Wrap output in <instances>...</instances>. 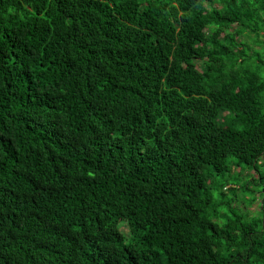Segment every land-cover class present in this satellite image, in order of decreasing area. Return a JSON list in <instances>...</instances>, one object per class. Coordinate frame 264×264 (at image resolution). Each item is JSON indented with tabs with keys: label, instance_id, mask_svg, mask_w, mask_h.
<instances>
[{
	"label": "trees",
	"instance_id": "trees-1",
	"mask_svg": "<svg viewBox=\"0 0 264 264\" xmlns=\"http://www.w3.org/2000/svg\"><path fill=\"white\" fill-rule=\"evenodd\" d=\"M263 32L264 0H0V264H264Z\"/></svg>",
	"mask_w": 264,
	"mask_h": 264
},
{
	"label": "clouds",
	"instance_id": "clouds-1",
	"mask_svg": "<svg viewBox=\"0 0 264 264\" xmlns=\"http://www.w3.org/2000/svg\"><path fill=\"white\" fill-rule=\"evenodd\" d=\"M241 29H242V28H241L239 25L236 26V31H240ZM262 34H263V36L260 37L261 40L264 39V32H263ZM253 38H257V37H255V36H248V35H246L245 33L243 34L242 37H240V36L237 34L236 39H235V41H234V42H236V44H237V47H235V50H237V49H239V48H243V47L241 46V44H242L243 42H246L248 39L252 40ZM257 40H258V43L261 42L258 38H257ZM258 43L254 42L253 40L251 41V46L246 48V49H248L249 54H251V55H255L256 51L263 52V50H262V45H261L260 43H259V44H258ZM248 144H249V143H248ZM249 145H250V144H249ZM263 156H264V155H263ZM263 156H262V157H263ZM263 159H264V158H263Z\"/></svg>",
	"mask_w": 264,
	"mask_h": 264
},
{
	"label": "rangeland",
	"instance_id": "rangeland-1",
	"mask_svg": "<svg viewBox=\"0 0 264 264\" xmlns=\"http://www.w3.org/2000/svg\"><path fill=\"white\" fill-rule=\"evenodd\" d=\"M235 127H237V128H242V126L239 125V124H236ZM262 158H264V156H263ZM235 169H236V170H240V167H237V166H236ZM254 174L258 176V173L254 172ZM257 199H258V200L255 201L254 203H251V204H247V205H246V204H244L243 202H241V203H239V205L241 206V208H242L243 210H245L246 208H248V209L251 210V212H256L258 209H260V202H261V198H260V196H259Z\"/></svg>",
	"mask_w": 264,
	"mask_h": 264
}]
</instances>
